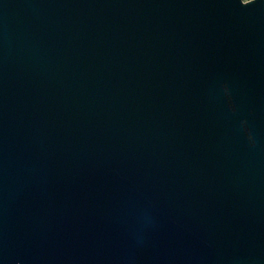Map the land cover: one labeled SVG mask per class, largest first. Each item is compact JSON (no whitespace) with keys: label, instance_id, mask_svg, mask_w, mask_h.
<instances>
[{"label":"water","instance_id":"95a60500","mask_svg":"<svg viewBox=\"0 0 264 264\" xmlns=\"http://www.w3.org/2000/svg\"><path fill=\"white\" fill-rule=\"evenodd\" d=\"M0 264H264V1L0 0Z\"/></svg>","mask_w":264,"mask_h":264},{"label":"rangeland","instance_id":"374dc122","mask_svg":"<svg viewBox=\"0 0 264 264\" xmlns=\"http://www.w3.org/2000/svg\"><path fill=\"white\" fill-rule=\"evenodd\" d=\"M242 1H245V0H242ZM264 1V0H263Z\"/></svg>","mask_w":264,"mask_h":264}]
</instances>
